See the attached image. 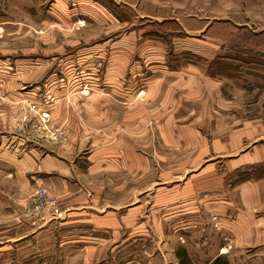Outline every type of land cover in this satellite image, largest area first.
<instances>
[{
  "label": "crops",
  "instance_id": "obj_1",
  "mask_svg": "<svg viewBox=\"0 0 264 264\" xmlns=\"http://www.w3.org/2000/svg\"><path fill=\"white\" fill-rule=\"evenodd\" d=\"M73 1L74 8L56 0L47 10L71 34L65 45L89 42L86 20L103 19L98 0ZM79 48L64 57L67 67L104 59L105 46ZM42 55L27 60L48 70L47 90L0 92V102L42 101L49 126L63 127L65 137L51 145L0 133V264H264V177L230 179L264 163V113L244 116L243 92H231L233 99L211 92L210 77L193 64L184 72L159 65L146 92L82 95L62 84L52 92V58ZM18 60L0 81L18 80ZM39 191L51 201L33 213Z\"/></svg>",
  "mask_w": 264,
  "mask_h": 264
},
{
  "label": "rangeland",
  "instance_id": "obj_2",
  "mask_svg": "<svg viewBox=\"0 0 264 264\" xmlns=\"http://www.w3.org/2000/svg\"><path fill=\"white\" fill-rule=\"evenodd\" d=\"M98 1L104 20L97 23L86 20L85 28L90 29L91 40L65 45L71 34L66 33L56 12H47L57 9L56 0H0L3 22L0 24V80L7 73L4 69L11 72L9 75L14 71L4 66L14 67L18 59L23 63L19 64L18 80L10 76L8 81H0V92H45L48 70L37 69L32 60H27L39 56L43 61L45 52L52 58V92H60L61 84L67 92L82 95L87 92H146L147 82L160 74L156 71L159 65L184 72L187 65L193 64L196 71L210 77L211 92H225L224 95L231 99L234 97L231 92H243L247 105L243 109L244 116L259 111L264 113V0H125L131 6L116 0ZM73 2L68 0L67 8H74ZM43 17L50 23L44 26ZM76 18L70 17L69 24L73 27L78 25ZM117 41L128 46L114 50L111 44ZM207 42L211 45H206ZM61 43L63 49L57 47ZM90 44H97L99 48L105 46L104 59L99 58L92 66L74 62L66 66V54H75L81 45ZM207 46L211 48L210 54ZM113 51L115 56H111ZM36 69L35 73H30ZM3 95L12 99L8 94ZM23 96L18 98V103L6 99L0 102V133L28 136L51 145L63 142V127L49 126L51 119L45 127L40 123L39 112L46 110L41 106L43 102H29ZM258 99L260 105H248ZM146 129L154 161L156 130L152 119L148 118ZM2 176L0 173V183ZM40 193L32 196L35 197L34 202L32 199L33 213L51 201Z\"/></svg>",
  "mask_w": 264,
  "mask_h": 264
},
{
  "label": "trees",
  "instance_id": "obj_3",
  "mask_svg": "<svg viewBox=\"0 0 264 264\" xmlns=\"http://www.w3.org/2000/svg\"><path fill=\"white\" fill-rule=\"evenodd\" d=\"M260 51H262V50H260ZM248 63H252V62L248 61ZM252 64L257 65L256 63H252ZM258 68H259V65H258ZM251 70H253V69H251ZM257 71H259V70H257ZM263 177H264V163H258V164L243 166V167L235 170L230 175V179H232L234 181H241V180H247V179H259V178H263Z\"/></svg>",
  "mask_w": 264,
  "mask_h": 264
},
{
  "label": "built area",
  "instance_id": "obj_4",
  "mask_svg": "<svg viewBox=\"0 0 264 264\" xmlns=\"http://www.w3.org/2000/svg\"><path fill=\"white\" fill-rule=\"evenodd\" d=\"M24 118H26V117H24ZM49 119H50V114L47 110H41L39 112V120H40V123L42 124V126L44 125L43 127L46 126V123L49 121ZM36 207H38V206H36ZM54 211L57 212V210H54Z\"/></svg>",
  "mask_w": 264,
  "mask_h": 264
}]
</instances>
